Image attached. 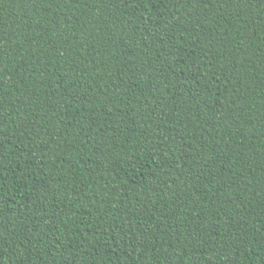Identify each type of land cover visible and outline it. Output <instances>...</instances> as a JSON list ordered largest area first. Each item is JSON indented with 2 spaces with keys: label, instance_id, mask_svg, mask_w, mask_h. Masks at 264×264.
I'll return each mask as SVG.
<instances>
[{
  "label": "trees",
  "instance_id": "trees-1",
  "mask_svg": "<svg viewBox=\"0 0 264 264\" xmlns=\"http://www.w3.org/2000/svg\"><path fill=\"white\" fill-rule=\"evenodd\" d=\"M0 264H264V0H0Z\"/></svg>",
  "mask_w": 264,
  "mask_h": 264
}]
</instances>
